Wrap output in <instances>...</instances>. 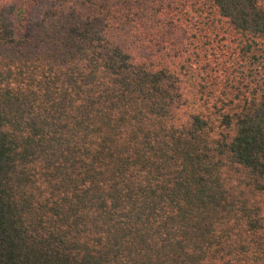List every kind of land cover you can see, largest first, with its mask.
Returning a JSON list of instances; mask_svg holds the SVG:
<instances>
[{
  "label": "trees",
  "instance_id": "obj_1",
  "mask_svg": "<svg viewBox=\"0 0 264 264\" xmlns=\"http://www.w3.org/2000/svg\"><path fill=\"white\" fill-rule=\"evenodd\" d=\"M261 56L264 0H0V264H264Z\"/></svg>",
  "mask_w": 264,
  "mask_h": 264
},
{
  "label": "rangeland",
  "instance_id": "obj_2",
  "mask_svg": "<svg viewBox=\"0 0 264 264\" xmlns=\"http://www.w3.org/2000/svg\"><path fill=\"white\" fill-rule=\"evenodd\" d=\"M259 54H262V52L261 51H259ZM261 58H264V56H261V57H257L256 59H261ZM222 63H221V66L222 65H226L227 64V62H229V61H227L228 60V58L227 57H222ZM238 65H240V64H238ZM258 65H260V63L258 64L257 62L256 63H252V61H251V63H250V67H248L247 68V73L246 74H252V77L254 78V79H257L258 81H260L261 80V78H262V71H258L257 69H258ZM264 71V70H263Z\"/></svg>",
  "mask_w": 264,
  "mask_h": 264
}]
</instances>
